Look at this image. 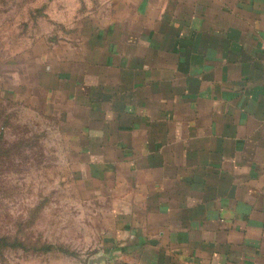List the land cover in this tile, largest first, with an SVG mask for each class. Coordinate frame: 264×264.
Wrapping results in <instances>:
<instances>
[{
    "label": "crops",
    "instance_id": "1",
    "mask_svg": "<svg viewBox=\"0 0 264 264\" xmlns=\"http://www.w3.org/2000/svg\"><path fill=\"white\" fill-rule=\"evenodd\" d=\"M133 7L43 103L115 203L96 258L264 264V0Z\"/></svg>",
    "mask_w": 264,
    "mask_h": 264
},
{
    "label": "rangeland",
    "instance_id": "2",
    "mask_svg": "<svg viewBox=\"0 0 264 264\" xmlns=\"http://www.w3.org/2000/svg\"><path fill=\"white\" fill-rule=\"evenodd\" d=\"M136 1L0 0V264H101L115 203L74 166L43 103Z\"/></svg>",
    "mask_w": 264,
    "mask_h": 264
},
{
    "label": "trees",
    "instance_id": "3",
    "mask_svg": "<svg viewBox=\"0 0 264 264\" xmlns=\"http://www.w3.org/2000/svg\"><path fill=\"white\" fill-rule=\"evenodd\" d=\"M1 241L5 242L4 240H1ZM44 250L47 251V252L50 251L49 248H45Z\"/></svg>",
    "mask_w": 264,
    "mask_h": 264
},
{
    "label": "water",
    "instance_id": "4",
    "mask_svg": "<svg viewBox=\"0 0 264 264\" xmlns=\"http://www.w3.org/2000/svg\"><path fill=\"white\" fill-rule=\"evenodd\" d=\"M100 258H103V257H100Z\"/></svg>",
    "mask_w": 264,
    "mask_h": 264
}]
</instances>
